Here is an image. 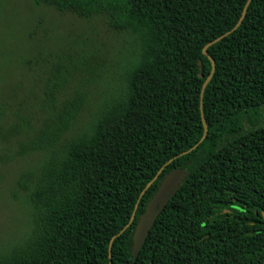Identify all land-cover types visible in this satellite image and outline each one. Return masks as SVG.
<instances>
[{"label":"trees","instance_id":"16d2710c","mask_svg":"<svg viewBox=\"0 0 264 264\" xmlns=\"http://www.w3.org/2000/svg\"><path fill=\"white\" fill-rule=\"evenodd\" d=\"M33 1L101 17L129 43L112 90L77 131L87 94L59 99L65 78L54 71L39 128L0 130L27 135L19 156L42 154L17 183L30 235L1 252L0 264H264V0L209 47L208 135L184 155L204 135L212 62L203 49L237 25L248 0ZM21 106L4 102L0 119ZM177 168L182 185L134 260L140 217Z\"/></svg>","mask_w":264,"mask_h":264},{"label":"rangeland","instance_id":"374dc122","mask_svg":"<svg viewBox=\"0 0 264 264\" xmlns=\"http://www.w3.org/2000/svg\"><path fill=\"white\" fill-rule=\"evenodd\" d=\"M129 36L110 29L101 17L80 18L71 12L37 6L33 0H0V105L9 109L0 130L26 125L31 133L43 122L39 98L47 99L51 71L65 78L59 99L75 89L85 91L87 104L74 128L90 121L113 88L125 56ZM49 85V86H48ZM25 119V120H24ZM0 133V253L30 235L31 215L18 179L39 166L42 154L19 156V142L27 135ZM26 240V239H25Z\"/></svg>","mask_w":264,"mask_h":264},{"label":"water","instance_id":"95a60500","mask_svg":"<svg viewBox=\"0 0 264 264\" xmlns=\"http://www.w3.org/2000/svg\"><path fill=\"white\" fill-rule=\"evenodd\" d=\"M251 2H252V0H248L240 21L237 23V25L232 30L228 31L227 33L220 36L219 38H216L215 40L211 41L203 49V54L205 56H207L210 59V61L212 62V71H211L210 75L206 78V80L203 84L202 92H201V109H202V119H203V124H204V135L198 144H196L191 150L184 152L181 155H184V154L196 149L198 147V145L208 135L209 127H208L207 121H206V119L204 117V113H203L204 94H205V90H206L208 84L211 82V80L214 76L215 70H216L215 59L211 55H209L208 49L210 46L216 44L217 42L221 41L222 39H224L225 37H227L228 35L233 33L242 24L243 20L246 17L248 7L250 6ZM200 77L204 78V75L201 74ZM177 157H179V155L176 156L175 158H177ZM175 158H173L169 163H171ZM185 176H186V171L183 168H177L174 171L167 174L165 176V178L163 179L161 185L159 186L156 194L154 195L152 200L149 202L145 213L140 217V220L138 222V225L136 227V230H135V233L133 236L134 245H133L132 253L134 256V260H136L138 258L139 253L141 252L148 235L150 234L153 226L155 225V222L157 221V219L160 216V214L162 213V211L165 209L166 205L169 202L170 197L173 196L181 187ZM152 183L153 182H151L147 188H149ZM144 192H143V194H144ZM134 217H135V213L133 214L131 222L134 220ZM129 225L130 224H128L118 235L114 236L113 240L117 236L122 234L126 230V228L129 227Z\"/></svg>","mask_w":264,"mask_h":264}]
</instances>
